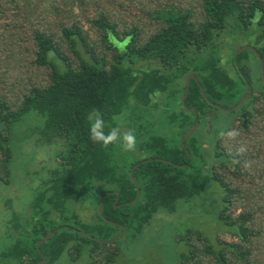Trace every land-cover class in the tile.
I'll return each mask as SVG.
<instances>
[{"label": "trees", "instance_id": "16d2710c", "mask_svg": "<svg viewBox=\"0 0 264 264\" xmlns=\"http://www.w3.org/2000/svg\"><path fill=\"white\" fill-rule=\"evenodd\" d=\"M62 1L64 6L51 0H0V14L7 21L2 22L0 35L7 49L4 66L16 65L17 55H22L28 64L25 72L31 71L34 80L22 85L12 80L17 89L11 96L2 84L1 191L6 186L8 192L13 190L10 184L17 177L11 168L16 162H24L30 176L47 173L35 190L31 234L13 241L3 262L23 264L27 257L35 264L41 253L46 264H54L67 252L75 263L87 246L89 264H113L119 240L110 246L96 240L108 242L122 227L123 236L138 239L156 214L176 213L180 202L201 197L215 183L221 190L224 235L236 242L217 239L214 247L201 232L188 231L179 239L186 247L180 264H264V186L244 172L246 165L264 155L263 128L254 149L235 154L216 147L212 162L199 145V136H194L199 130L173 147L160 136L141 138L137 152L152 154L148 159L152 161L136 167L133 180L130 170L146 158L127 167L114 157V145L123 143L119 130L131 128L134 112L152 107L158 94L183 97L182 80L188 76L196 81H190L184 104L178 101L179 113L170 117V122H177L180 138L192 129L196 117L201 127L215 111L208 102L223 108L236 104L246 88L244 83L238 87L222 68L217 43L222 36H240L256 48L264 64V0ZM145 26L154 31L147 33ZM8 37L12 38L7 41ZM250 55L243 51L234 64L232 56V68L241 66L248 77L246 68L251 64L259 68L257 61L256 65L249 61ZM142 63L150 68H139ZM259 81L248 80L256 96L240 108L249 115L243 133L253 127L260 109L264 113V82ZM255 103L261 108L254 110ZM227 116L233 120L237 112ZM27 117L33 118L34 128L18 131ZM136 129L138 138L142 128ZM221 131L217 134L228 130ZM38 148L46 150L49 160L34 169ZM229 176H237L238 185ZM245 180L250 188H243ZM134 183L139 199L119 208L135 199ZM236 199L240 212L234 215L230 207ZM58 217L63 223H56ZM9 222L13 231L21 232L15 216ZM56 229L60 230L37 251L40 240Z\"/></svg>", "mask_w": 264, "mask_h": 264}, {"label": "rangeland", "instance_id": "374dc122", "mask_svg": "<svg viewBox=\"0 0 264 264\" xmlns=\"http://www.w3.org/2000/svg\"><path fill=\"white\" fill-rule=\"evenodd\" d=\"M53 2H56L58 6H64L62 0H51V3ZM3 16L0 14V35L2 33V22H7L5 16L4 18ZM145 30L147 33L154 31L150 26H145ZM9 38L12 37H8L7 41H9ZM241 45H248V43L240 36L234 39L222 36L219 39L217 46L220 47L218 48L217 55L220 58V64L223 69H227V65L231 66L233 53ZM6 50L7 49H5V46L0 40V93L5 92L1 90L3 84L7 86V91L10 92L11 96L15 94V90L17 89L16 86H11L12 80H14V82L18 80V85L30 83L34 80L31 71L27 69L25 72L28 64L27 62L24 64L22 55H17L18 62H16V65L13 63L9 66H4ZM236 52L237 51H235V53ZM149 65L150 64L142 63L139 68L147 69ZM7 67L8 69H6ZM250 67L252 70H255V66L252 64ZM186 78L182 80V83L185 84ZM254 84L256 83L254 82ZM178 97L175 100L169 93L163 95L158 94L152 99V107L134 112V121L130 124L131 128L123 126L119 130L123 143L114 145L115 162L123 163L127 167H130L139 159L142 160L146 158V160H148L152 154L144 153L139 155L137 149L140 146L141 138H146L151 135L165 138L170 147L180 144L182 138L178 135V130L176 128L177 122H170V117L180 111L178 101L181 100L182 95L179 94ZM253 108L254 110H258L261 107L259 103H255ZM262 110L263 109L259 110L260 114L258 116L254 115V125L250 127V131L246 133H243L242 125L237 123V120L233 123L231 128L228 129L230 127L229 122L231 121V116L227 115L230 114L226 115V113L220 111H211L207 120H210L213 124V126L210 125L209 129H214L216 132L215 135L204 136L203 123L201 127H198L199 131L197 130V134L194 135L199 136L201 141L199 145H201L208 161L212 162L214 157L213 152L216 147H219V150H224L225 153L234 152L235 154L254 149L255 144L258 145V139L260 138V136L257 137L256 135L258 131L260 132L261 128L264 129V113ZM34 126L33 118L27 117L25 122L18 126V131L28 132V128L31 127V129H33ZM136 127L142 128L141 134L139 136L137 135L138 138H136L135 135L137 130ZM221 130L228 131L222 132ZM219 131L222 132L221 134L219 133L220 135L217 134ZM263 141L264 139H262L261 146L264 147ZM26 150H28V148H26L25 151ZM45 152L43 149L38 148L35 156L36 167L33 166L34 169L40 166V163L49 160V156L45 154ZM262 153H264V151ZM28 156L34 158L30 151ZM227 166L230 167L228 164ZM11 172L12 175L17 177L16 180L12 181V184H10L13 188V190H10L11 193L8 192V186L5 187L6 189L4 191H1L3 185L0 184V264H10L3 262L2 257L3 254L8 253V249L12 246L13 241L18 239L24 241V235L31 234L28 231H31L30 226L35 190L38 188L41 181L45 179V175L47 174L46 171H44L41 175L30 176L24 162H16L12 166ZM244 172L250 173V176L254 177L260 186H264V155L257 160H253V162L251 161L249 165H246ZM236 177L229 176V180L238 185ZM249 183V181L245 180L243 188H250V186H248ZM3 193H6L9 197L2 196ZM221 206V190L215 183H210L201 197L195 198L189 202H180L176 213L167 214L160 212L156 214L138 239H130L129 234L121 237L116 246L119 250V254L113 264H180L179 258L181 254L186 252V247L183 243L179 242V239L185 236L188 231L201 232L214 247L217 245V239L228 243L236 242V240L224 235L227 233V228L219 220ZM230 212L234 213V215L240 212V208L237 210V199L230 207ZM14 216L19 225L20 233L18 231H13L10 226L9 221H11ZM79 219L81 220V217ZM56 221L57 224L63 223L60 218L56 219ZM68 224L72 223L68 222ZM63 227L64 226H61L60 228ZM38 254L41 255L40 253ZM31 257L33 258L34 256ZM22 261L23 264H29L27 257ZM40 261L41 259L36 263ZM89 261L90 258L86 246L75 263L69 261L68 253L65 252L54 264H89Z\"/></svg>", "mask_w": 264, "mask_h": 264}, {"label": "water", "instance_id": "95a60500", "mask_svg": "<svg viewBox=\"0 0 264 264\" xmlns=\"http://www.w3.org/2000/svg\"><path fill=\"white\" fill-rule=\"evenodd\" d=\"M242 51H249V52L253 53V54L256 56V58L258 59V62H259V67H260V71H261V75H262V80H263V82H264V64H263V60H262L261 56L259 55V53H258L253 47L244 46V47L240 48L239 50H237V52H236L235 55H234V61H236L237 56H238ZM191 80L196 81V79L194 78L193 75L188 76V77L186 78V80H185V90H184V95H183V97H182V99H181V104H182V105L184 104L185 99H186V97H187V95H188V92H189V85H190V81H191ZM246 88H247V93H246V95L243 96V97H242V98L236 103V105H235L233 108H231V109H223V108L218 107V106H215V105H213V106H214L215 108H218V109L221 110V111L226 112V113H231L232 111L237 110L241 105H243V103H245V102L248 100V98H249V97L251 96V94H252V89H251V87H250L247 83H246ZM201 94H202L203 98L206 99L203 90H201ZM187 112L190 113V114H193V115L196 117V114H195L194 112H192V111H190V110H187ZM198 125H199V121L197 120V117H196V121H195V123H194V126H193L192 129H191V130H190V131H189V132H188V133L182 138V140H181V142H180L181 145H183L184 142H185L187 139H189L192 135H194V134L197 132V130H198ZM149 161H152V160H144V161L139 162L137 165H135V166L130 170V178L132 179V172H133V170H134L136 167H138V166H139L140 164H142V163H146V162H149ZM154 161H157V160H154ZM162 162L167 163L166 161H163V160H162ZM175 167H178V166H175ZM183 167H184V166H183ZM132 180H133V179H132ZM134 184H135V188H136V197H135V199H134L131 203H129V204H124V205L118 206L119 208L122 207V206H125V205H133V204H135V203L137 202V200L139 199V197H140L139 187H138V185H137L136 183H134ZM103 199H104L103 197L100 198V200H99V204H98V214H99L100 216H101V210H102V202H103ZM115 202H117V199L115 200ZM59 230H60V229H56V230L52 231L51 233H49V234H48L47 236H45L44 238H42V239L40 240V242L36 245V250L38 251L39 247H40L42 244H44L47 240H49L51 237H53L54 234L57 233ZM79 234L86 236V235H85L84 233H82V232H79ZM124 234H125V229L122 227L121 232H120L119 234H117L112 240H110V241H108V242H103V241H100V240H96V241H97L98 243H100V244H103V243H104V244H107L108 246H110V245L114 244L117 240H119ZM40 254H41V253H40ZM40 256H41V261L38 262V263H36V264H43V263L46 262V258H45L42 254H41Z\"/></svg>", "mask_w": 264, "mask_h": 264}, {"label": "flooded vegetation", "instance_id": "af4514ba", "mask_svg": "<svg viewBox=\"0 0 264 264\" xmlns=\"http://www.w3.org/2000/svg\"><path fill=\"white\" fill-rule=\"evenodd\" d=\"M244 46H248V47H253L255 50H256V48L253 46V45H241V46H239L237 49H236V51L237 50H239L240 48H242V47H244ZM243 52V51H242ZM241 52V53H242ZM246 52H248V53H250L251 55H250V57H249V61L250 62H252L253 64H255L256 65V61L258 62V59L256 58V56L253 54V53H251V52H249V51H246ZM234 55H235V53L233 54V64H234ZM238 57V56H237ZM254 58V59H253ZM249 63H247V65H248ZM258 64H259V62H258ZM234 66V65H233ZM226 72L228 73V75L233 79V80H235L236 82H237V86L238 87H242V83H244V85H245V88H246V83L251 87V85L248 83V80H250L252 83H254V82H256V83H259V84H261V82L259 81V80H262V75H261V71H260V67L258 68V69H255L254 71H251V69H248V68H246L245 69V72H246V74L248 75V77L247 76H245L242 72H241V66H237V68H232V66H228L227 65V69H226ZM248 79V80H247ZM263 81V80H262ZM251 89H252V94H251V96L248 98V100L255 94L254 93V89L251 87ZM246 93H247V88H246V92L242 95V96H240L239 97V99L237 100V102L243 97V96H245L246 95ZM254 96H256V94L254 95ZM248 100L245 102V103H243V104H246L247 102H248ZM236 102V103H237ZM208 105H209V107L211 108V109H213V110H215V111H220V112H222V113H226V112H224V111H221V110H219L218 108H215L213 105H215V106H218V107H221V108H223V106L222 105H220V104H216V103H212V102H208ZM236 104H234L233 106H231L230 108H223V109H231V108H233L234 106H235ZM242 106V105H241ZM241 106L237 109V110H235V111H232V112H237V118H235V119H233V120H231L230 122H229V128L228 129H230L231 128V126L233 125V123L237 120V123H239L240 125H244V126H246L247 125V122H248V114L246 113V112H239L240 111V108H241ZM248 110H250V108H248ZM231 112V113H232ZM231 113H226V114H231ZM202 123L204 124V128H203V135L204 136H214L215 135V131H214V129L213 130H210L209 129V127H210V125L211 126H213V124L211 123V121L210 120H207V117H206V119L205 120H203L202 121ZM198 127H199V125H198ZM199 129V128H198Z\"/></svg>", "mask_w": 264, "mask_h": 264}]
</instances>
